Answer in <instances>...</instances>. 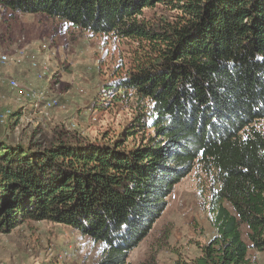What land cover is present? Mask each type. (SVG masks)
<instances>
[{
  "label": "trees",
  "instance_id": "16d2710c",
  "mask_svg": "<svg viewBox=\"0 0 264 264\" xmlns=\"http://www.w3.org/2000/svg\"><path fill=\"white\" fill-rule=\"evenodd\" d=\"M157 4L174 18H141ZM0 5L141 44L132 67L107 85V94L136 102L116 136L73 134L40 146L3 136L10 122L0 126V233L24 221L69 225L101 243L94 264H130L166 197L198 163L213 182L214 233L193 264H249L250 250L264 252V132L256 127L264 119V0Z\"/></svg>",
  "mask_w": 264,
  "mask_h": 264
},
{
  "label": "rangeland",
  "instance_id": "374dc122",
  "mask_svg": "<svg viewBox=\"0 0 264 264\" xmlns=\"http://www.w3.org/2000/svg\"><path fill=\"white\" fill-rule=\"evenodd\" d=\"M176 12L157 4L143 9L141 18L171 20ZM140 47L128 38L93 34L43 13L12 12L0 5V54L8 56L0 87L3 99L9 101L6 107L16 112L3 136L40 146L73 134L90 140L103 134L116 136L131 119L136 102L121 92L107 94V85L132 67ZM33 61L47 67L42 78L37 77ZM10 78L18 82L17 88L8 85ZM26 89L57 99L50 121L34 112L31 98L22 95ZM256 127L264 132V119ZM212 187L211 175L195 164L166 197L164 209L127 261L193 264L214 233L207 210ZM101 252L100 242L69 225L45 220L24 221L9 233H0L2 264H94ZM249 260L264 264V252L250 250Z\"/></svg>",
  "mask_w": 264,
  "mask_h": 264
},
{
  "label": "built area",
  "instance_id": "2783aa9c",
  "mask_svg": "<svg viewBox=\"0 0 264 264\" xmlns=\"http://www.w3.org/2000/svg\"><path fill=\"white\" fill-rule=\"evenodd\" d=\"M7 62L8 56L6 54H0V73L2 67L5 66ZM31 65L36 69L37 77L42 78L47 70V67H39L36 61H33ZM0 81H3V77L1 75ZM7 83L11 88H17L19 86L18 82L13 78L8 79ZM22 95L31 98L34 112L38 113L43 120L50 121L52 119V111L58 106V101L55 97L36 89H26L22 91ZM13 115V109L0 105V126L8 124ZM0 264H2L1 261Z\"/></svg>",
  "mask_w": 264,
  "mask_h": 264
},
{
  "label": "crops",
  "instance_id": "0c3cea01",
  "mask_svg": "<svg viewBox=\"0 0 264 264\" xmlns=\"http://www.w3.org/2000/svg\"><path fill=\"white\" fill-rule=\"evenodd\" d=\"M0 85H1V83H0ZM1 91H2V88L0 87V105L7 106L9 104V101L3 99L5 97H3L4 95L1 93ZM0 130L2 131L4 129L1 128Z\"/></svg>",
  "mask_w": 264,
  "mask_h": 264
}]
</instances>
